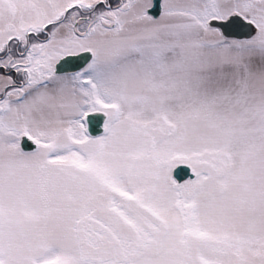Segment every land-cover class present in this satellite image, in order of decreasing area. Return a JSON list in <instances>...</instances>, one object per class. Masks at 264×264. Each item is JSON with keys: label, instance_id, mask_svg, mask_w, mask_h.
<instances>
[{"label": "snow or ice", "instance_id": "snow-or-ice-1", "mask_svg": "<svg viewBox=\"0 0 264 264\" xmlns=\"http://www.w3.org/2000/svg\"><path fill=\"white\" fill-rule=\"evenodd\" d=\"M0 264H264V0H0Z\"/></svg>", "mask_w": 264, "mask_h": 264}, {"label": "water", "instance_id": "water-1", "mask_svg": "<svg viewBox=\"0 0 264 264\" xmlns=\"http://www.w3.org/2000/svg\"><path fill=\"white\" fill-rule=\"evenodd\" d=\"M90 131L93 134H100L102 132V121L93 120L90 124ZM26 149H30L32 146L31 144L25 145ZM175 175L177 176L178 180H183L186 177H189L191 175L190 169H188L186 166H180L177 170Z\"/></svg>", "mask_w": 264, "mask_h": 264}, {"label": "flooded vegetation", "instance_id": "flooded-vegetation-1", "mask_svg": "<svg viewBox=\"0 0 264 264\" xmlns=\"http://www.w3.org/2000/svg\"><path fill=\"white\" fill-rule=\"evenodd\" d=\"M84 63L83 59L80 60H75L72 64H66L64 65L65 68L72 70L74 69L77 65H82ZM186 179V178H185Z\"/></svg>", "mask_w": 264, "mask_h": 264}, {"label": "rangeland", "instance_id": "rangeland-1", "mask_svg": "<svg viewBox=\"0 0 264 264\" xmlns=\"http://www.w3.org/2000/svg\"><path fill=\"white\" fill-rule=\"evenodd\" d=\"M187 179V178H186Z\"/></svg>", "mask_w": 264, "mask_h": 264}]
</instances>
